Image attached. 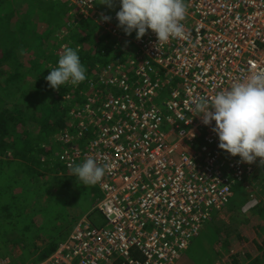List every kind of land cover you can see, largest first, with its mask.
<instances>
[{
	"label": "built area",
	"instance_id": "1",
	"mask_svg": "<svg viewBox=\"0 0 264 264\" xmlns=\"http://www.w3.org/2000/svg\"><path fill=\"white\" fill-rule=\"evenodd\" d=\"M99 1L70 0L82 20L136 48L134 76L105 68L71 114L78 132L55 139L68 168L88 158L110 165L96 184L105 224L85 216L35 264H179L214 212L227 208L233 187L264 167L260 158L248 164L220 149L215 122L205 126L193 104L264 74V0H184L185 38L158 46L151 30L139 40L125 35L120 5L102 20Z\"/></svg>",
	"mask_w": 264,
	"mask_h": 264
},
{
	"label": "trees",
	"instance_id": "2",
	"mask_svg": "<svg viewBox=\"0 0 264 264\" xmlns=\"http://www.w3.org/2000/svg\"><path fill=\"white\" fill-rule=\"evenodd\" d=\"M66 47L78 50L86 79L53 89L45 77ZM135 59L133 45L82 20L70 0H0V264L48 259L87 216L81 210L71 214L65 222L74 226L62 232L59 200L71 197L74 204L86 190L94 200L98 188L83 185L73 174L82 162L71 168L58 162L63 149L55 137L78 132L71 114L85 94H93L91 81L108 67L132 78ZM236 186L233 193L238 187L246 192L244 184ZM256 208L248 214L234 206L228 215L214 212L208 224L218 238L215 264H264V204ZM102 220L96 223L104 225ZM132 257L142 259L138 250Z\"/></svg>",
	"mask_w": 264,
	"mask_h": 264
},
{
	"label": "clouds",
	"instance_id": "3",
	"mask_svg": "<svg viewBox=\"0 0 264 264\" xmlns=\"http://www.w3.org/2000/svg\"><path fill=\"white\" fill-rule=\"evenodd\" d=\"M111 8L114 0H103ZM116 12L118 27L125 35L135 32L136 39L143 38L151 30L156 34L157 46L170 38H185L184 25L187 8L184 0H119ZM105 22L111 17L102 16ZM49 86L59 89L71 83L78 85L86 79L78 50L66 47L58 59V66L45 77ZM195 111L202 117L205 126H215L212 131L218 136V147L241 162L252 164L257 158L264 165V74L252 75L230 89L218 92L213 97H198L193 101ZM109 164L98 165L93 158L72 168L73 174L83 185L101 182Z\"/></svg>",
	"mask_w": 264,
	"mask_h": 264
},
{
	"label": "rangeland",
	"instance_id": "4",
	"mask_svg": "<svg viewBox=\"0 0 264 264\" xmlns=\"http://www.w3.org/2000/svg\"><path fill=\"white\" fill-rule=\"evenodd\" d=\"M72 118V115H71ZM260 171L257 172L256 175H259ZM255 175V176H256ZM262 175V173H261ZM264 177V174H263ZM262 178V177H259ZM256 179L254 182L246 183L244 184L246 192L242 189H239L235 194V197L230 200L229 205L225 210H223L222 213L225 215H228L230 207L232 208L237 207V210L239 214L241 213V206L243 205V209L246 213H252L254 210H257V206L264 204V179ZM259 187V188H258ZM98 188V187H97ZM234 188H237L235 186ZM93 192L92 190H86L82 192L77 198L76 202H79V206L76 205V202L72 204V198L68 197L63 201L59 200V205L62 208L63 218H62V232L67 233L70 231V229L74 226V223H71L70 221L65 222L68 220V217L81 210L84 215L90 214L95 209L94 206L97 205L98 202L97 199L102 198V194L100 190L98 189V195L97 198L95 197L94 200H92ZM99 199V200H100ZM96 204V205H95ZM254 207L256 209H254ZM99 213V212H98ZM97 212H92L90 216L88 217L89 220L93 222L102 223L103 218L101 217V214H98ZM249 216V215H247ZM85 217V216H84ZM83 217V218H84ZM264 219V216H263ZM213 224L210 222L206 223V227L200 230L199 235L192 241L190 246L185 252V257L188 258L189 262H192V264H215L217 255L215 251V245L218 243V238L215 236V233L213 232ZM219 250V249H218ZM220 251V250H219Z\"/></svg>",
	"mask_w": 264,
	"mask_h": 264
},
{
	"label": "crops",
	"instance_id": "5",
	"mask_svg": "<svg viewBox=\"0 0 264 264\" xmlns=\"http://www.w3.org/2000/svg\"><path fill=\"white\" fill-rule=\"evenodd\" d=\"M103 0H100L96 6V11L98 12H101L102 14H104V16H109L111 17V20L116 12V10L118 9V6H119V0H114V4L111 8H109L107 5L103 4L102 3ZM262 173V175H261ZM263 174H264V167L261 169V172L259 173V175H257L254 179H253V182L258 179L259 177H262V178H259V179H264L263 177ZM259 188V187H258ZM246 189V188H245ZM247 191V190H246ZM248 192V191H247ZM233 199V198H232ZM242 208V213H246L243 209V206L241 207ZM218 218H220L221 220L224 219V215L222 213H219L218 214ZM229 220V219H228ZM185 254V253H184ZM224 254V253H223ZM230 254V253H229ZM179 264H192L191 262H189V260L184 257V259L181 260V262Z\"/></svg>",
	"mask_w": 264,
	"mask_h": 264
}]
</instances>
